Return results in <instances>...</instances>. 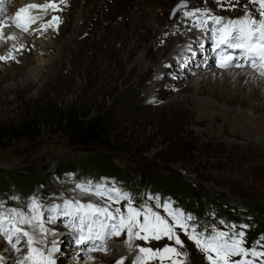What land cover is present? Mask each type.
Masks as SVG:
<instances>
[{
  "label": "rangeland",
  "instance_id": "rangeland-1",
  "mask_svg": "<svg viewBox=\"0 0 264 264\" xmlns=\"http://www.w3.org/2000/svg\"><path fill=\"white\" fill-rule=\"evenodd\" d=\"M181 1L186 2V7L169 19L171 9ZM229 4L243 11L258 7L249 0H69L68 20L55 41L53 54L42 57L37 53L25 57L21 49V52L12 53L14 59L9 60V66H0V213L7 216L9 209H15L31 216L28 206L35 199L48 233L41 235L36 224L20 227L33 236L37 241L33 247L45 255L53 241L56 242L59 251L52 255L56 264H117L121 258H124L123 264H132L137 246L156 250L165 245L188 252L186 264H208L203 253L196 251L193 242L179 229L175 231L184 248L162 237L147 243L133 239L131 250L124 244L126 233L116 240L115 237L106 240V252L88 250L100 241L89 240L83 248L73 241L77 232L69 227V222L78 225L79 221L63 215L65 200L108 206L112 211L119 208L124 215L128 204L125 199L113 203L81 192L77 185L93 189L102 185L105 193L112 188L118 189L131 197L133 208L142 210L147 206L164 217L167 215L163 211L165 201L170 202L173 209L180 208L181 185L177 184L176 190L163 194H150L147 185L172 172L178 174L183 185L210 195L212 204L214 198L219 197L250 206L258 213L253 216L223 207L222 218L217 217L220 210L216 216L210 212L199 224L197 211L185 205L180 211L193 217L189 223L195 225L198 232L210 234L213 228L230 232L234 225V231L245 233L246 248L264 251L261 247L264 245V132L249 130L255 119L264 116L250 109L224 108L221 113L227 115L226 122L202 121L195 112L196 106L203 102L218 105L198 97L190 100L192 89L188 82L197 72L177 83L173 73L160 77L161 84L141 78L148 68L164 60L167 48L159 46L166 43L167 33H178L189 25L196 27L193 30L185 27L172 38L179 41L176 39L179 35H193ZM26 5L25 1L17 0L13 6ZM197 10L198 16L185 17V12ZM204 12L209 15H202ZM81 34H84L83 38L77 42ZM142 42L146 46L145 56L138 58ZM174 43L169 44L170 49ZM207 46L209 44L202 47L192 44L191 49L204 50ZM188 49L187 55L172 59L183 62L176 67L177 72L183 71V65L192 56ZM212 64L216 65V57ZM209 73L211 69H206L204 75ZM214 81L210 85L219 89V85L213 86ZM231 81L236 82V79ZM206 82L207 79H203L198 85L205 89ZM218 89L215 91L219 92ZM51 108L52 117L47 118ZM27 117L31 120L27 121ZM84 117L107 119L106 135L116 146L115 150L104 148L101 143L81 147L73 142L68 123L74 118L78 122L87 121ZM24 123L29 124L21 129ZM237 123L245 127L234 130ZM91 159L108 161V166L99 170L104 173L105 169L106 173H97L84 182H77L78 175L74 173H57L60 162L83 163ZM111 164L124 174L115 171ZM10 172L36 174L41 182L33 188H16L8 177ZM139 179L140 182L135 183ZM53 206H59V211L50 223L48 209ZM257 217L261 222L258 223ZM139 219L142 222L143 216ZM17 249L0 237V264L22 261L27 254L26 238L21 237ZM150 264H160V261L152 260ZM164 264H170V261L166 260ZM255 264H259L258 259Z\"/></svg>",
  "mask_w": 264,
  "mask_h": 264
},
{
  "label": "snow or ice",
  "instance_id": "snow-or-ice-1",
  "mask_svg": "<svg viewBox=\"0 0 264 264\" xmlns=\"http://www.w3.org/2000/svg\"><path fill=\"white\" fill-rule=\"evenodd\" d=\"M249 3L258 5L259 22L247 11L243 18L230 20L226 24L223 23L221 17H210L213 21L211 32L214 50L220 49L221 46L232 50L218 52L216 66L222 70L250 66L254 74L264 77V0H249ZM181 7H186V5H181ZM229 7H235V5L229 4ZM32 10L47 14L49 11H59L60 8L56 0H47L43 5L29 4L21 7L12 18V23L17 29L28 32L31 24L36 23L37 20H42L41 16L31 14ZM202 15L207 17L209 14L204 12ZM189 16H198V10L191 13L185 12V17ZM59 23L60 18L52 15L48 21L41 24L40 30L43 31L47 28L56 30ZM4 26L0 22V29ZM7 39H14V37L9 36ZM20 50L19 48L15 49V51ZM237 50L239 54L233 55V52ZM7 59H14L11 51L6 56H0V61ZM77 188L81 192L103 197L113 203H119L121 199L128 201L125 209L126 215L122 214L119 208L112 211L108 206H97L92 203L82 204L79 201H64L63 215L79 221L78 225L72 221L69 222V227L77 232V235L73 237L76 245H86L89 240L100 241V244L90 247L89 251L106 252L105 241L112 237H120L122 233H126L124 244L129 249L132 248L133 239L143 240L147 243L150 239L160 240L162 237L173 241L179 248H184V243L175 231L179 229L187 236L189 241L193 242L196 251L203 253L208 264H255L257 259L259 264H264V251H258L255 247L246 248L245 233L234 231V225L232 226L233 230L230 232L215 228L212 229L210 234L198 232L195 225L189 223L193 220V217L191 215L185 216L179 209H173L168 201L163 204V211L167 215L162 217L147 206L143 207L142 210L133 208L131 197L121 193L118 189L112 188L108 193H105L102 185H97L95 189L90 186L85 188L82 185H77ZM112 193H116V195H112ZM157 206L159 207V204ZM28 207L32 213L31 216L15 209H9L10 215L7 216L0 213V237L7 239L15 250H18L17 245L20 243L21 237L27 239V254L18 264H56V261L52 258L53 253L59 251L56 242L53 241L52 247L47 250V255H45L39 249L33 247L34 243L37 242L33 236L20 227L24 224L29 226L36 224L39 226L41 235H46L49 231L43 225V213L40 211L38 202L33 199ZM58 211L59 206L48 209L50 213L48 222L54 221V215ZM141 216H143L142 222L139 219ZM168 217L171 219L169 220ZM240 227L246 228L247 225H240ZM261 247L264 248V245H261ZM136 251L137 255L132 264H150V261L157 259L160 264H164L166 260L170 261V264H186L189 259L188 252H180L176 247L168 245L156 250L137 246ZM232 257H239V259L233 260ZM123 259L118 260L117 264H123Z\"/></svg>",
  "mask_w": 264,
  "mask_h": 264
},
{
  "label": "bare ground",
  "instance_id": "bare-ground-1",
  "mask_svg": "<svg viewBox=\"0 0 264 264\" xmlns=\"http://www.w3.org/2000/svg\"><path fill=\"white\" fill-rule=\"evenodd\" d=\"M23 1H25L27 5H43L47 2V0ZM56 2L59 5V11H49L47 12V14H45L39 12L38 10H32L31 14L41 16L42 20H37L36 23L38 24L36 26H34V24H31L29 27V31L24 32L20 29H17L12 23V18L15 16V13L20 9L19 7L13 6L17 3V0H0V22L5 25L2 29H0V56H6L7 53H9L10 51L14 53L16 52V48L22 49V51L25 52L23 56H29L38 53L40 56L45 57L47 55L49 56L53 54L55 50V41L59 39L68 20L67 18L69 0H56ZM97 7H95L94 11L97 9ZM246 11L249 12L253 16V18L257 20V22H259L260 17L257 6H254V8L250 9L249 11H243L241 8H230L229 5H225L223 7L222 12L218 15H214V17H221L223 19V23L226 24L230 20L243 18ZM52 15H58L60 17L59 27H57L56 30H53L52 28H47L46 30L41 31V24L44 21H48ZM212 26L213 21L210 20L204 27H197L198 29L193 35L185 37L179 35L176 38L179 41H176L172 37L181 33L185 27L189 28L190 30H193L196 26L192 27L189 25H185L178 33H174L172 35H169L167 33L165 36L166 43L162 44L161 42L162 45L159 46V48H167L164 60L148 68L144 76L141 78L154 80L156 83L161 84L162 80L160 79V77L162 78L166 76L167 73H173L175 74L176 78L175 83H177L179 81L182 82L186 80L189 76H192L194 72H197V75H195L196 73L194 74L196 77H192L188 82L189 86H191L192 89V97L190 98V100H195V98L198 97L207 101L216 102L218 106L220 104V107H215L209 104L207 105L204 102L201 105H197V108H195V112H197V116L199 117L198 119L202 121L226 122L228 120L227 115L221 113L224 112V108L226 110L228 108H236L239 109V111H243L244 109H250L253 112H258L259 114H262L264 116V77H261L259 74H254L253 69L250 66H246L244 68H237V71L234 70V67L229 68V70H220L216 65L214 66L212 64L214 57L217 56L218 52L225 51V48L221 46L220 49H215L213 51V40L211 32ZM168 29L169 28H166V30ZM152 33L154 32L152 31ZM83 35L84 34H81L77 37V42H80V40H82ZM9 36L14 37V39H7V37ZM143 42L139 44L140 51L138 54V58L145 56L144 52L146 51V46ZM172 42H175V45L170 49L169 44ZM192 44H197L201 47L205 44H209V46H207L204 50H192L191 48H189L188 50L192 52V56L189 58L188 62H186V65H183V71L177 72L176 67L183 62L179 59H172L180 55H187V48L189 46H192ZM234 54L238 55L239 53L236 51L234 52ZM199 56H201L202 58H198ZM9 60L11 59L0 61V66H9V64H11ZM81 65H83V63ZM199 65L201 66L199 67ZM164 68L166 70H164ZM194 68H198V70ZM206 69H211V73L204 75L206 73ZM150 70L152 72L148 76L147 73ZM232 78H235L236 82L231 81ZM203 79H207V82L204 84L206 87L205 89L198 85ZM215 79L220 81L217 82ZM212 81H214L213 86L219 85L220 88H213L210 85ZM207 84L209 85L207 86ZM224 88H227V90ZM215 89H218L219 92L215 91ZM146 105H149V102L146 103ZM241 118L243 119V117ZM237 119H239L238 115ZM245 122L246 121H244L243 123ZM237 125L238 126L234 127V130H236V128L238 130L239 128L245 127L240 123H237ZM259 126H261L260 129L258 128ZM249 130L254 133L264 132V118L260 117L255 119V121L252 123V128H250ZM116 239L118 238L115 237L114 240ZM79 247L83 248L84 245Z\"/></svg>",
  "mask_w": 264,
  "mask_h": 264
},
{
  "label": "trees",
  "instance_id": "trees-1",
  "mask_svg": "<svg viewBox=\"0 0 264 264\" xmlns=\"http://www.w3.org/2000/svg\"><path fill=\"white\" fill-rule=\"evenodd\" d=\"M52 108L47 112V118L52 117ZM72 117L69 116V120H71ZM87 121H76L74 118L70 123H68V127L70 130V136L73 139V142L78 146H87L94 143H101V145L104 148L115 150V145L109 141L106 135L105 130V124H107V119H98L97 117H84ZM29 117H27V121H30ZM29 123H24L21 126V129H25V127L28 126ZM38 125V124H37ZM36 126V125H35ZM5 142H8L7 140ZM117 149V148H116ZM108 161H99L98 159H91L87 160L83 163H69V162H60V164L57 166V173H64V174H76L77 176V182H84L85 180H89L92 178L93 175H97V173H103L99 171L100 169H103L105 166H108ZM112 165V164H111ZM116 170H118V173L124 174L123 171L112 165ZM112 167V168H113ZM104 173H106V170L104 169ZM103 173V174H104ZM171 173V172H170ZM177 176V177H175ZM9 179L14 182V185L16 188L21 189H27V188H33L34 185L40 184V180L38 179L39 175L36 174H29V173H15L10 172L9 173ZM124 179V176L122 177ZM122 179V180H123ZM121 180V181H122ZM140 182L139 180H135V183ZM131 184V183H130ZM129 184V186H130ZM147 185V190H149V193H156L161 192L166 193L170 192L171 190H176L175 186L177 184L181 185L180 191H182V196L174 194L175 196H178V201L180 202V208L179 210H182L183 207L186 205L191 210L195 209L197 211L199 220L197 223H201L203 218L205 216L212 212L210 215H215L218 210V218H222V209L225 207V209L230 210H241L244 213H247L249 215L256 216L258 213L254 210V208H251L250 206H244L241 203L228 201L227 199L222 198H214L215 203H211L210 199L212 198L207 193H199L192 188H190L188 185H183L180 183V180L178 178V174L172 172L171 175L165 178H158L155 179L151 184L150 182ZM173 196V195H171ZM213 207V208H211ZM182 208V209H181ZM216 216V215H215ZM229 216V215H227ZM202 220V221H201ZM205 220V219H204ZM225 220V218H224ZM256 220H258V223L261 222V218L257 217Z\"/></svg>",
  "mask_w": 264,
  "mask_h": 264
},
{
  "label": "water",
  "instance_id": "water-1",
  "mask_svg": "<svg viewBox=\"0 0 264 264\" xmlns=\"http://www.w3.org/2000/svg\"><path fill=\"white\" fill-rule=\"evenodd\" d=\"M181 5H186V2L181 1V2L176 3L174 5V7L171 9V12H170V15H169V19H171L175 15L176 12H178L179 10L185 8V7H181Z\"/></svg>",
  "mask_w": 264,
  "mask_h": 264
}]
</instances>
